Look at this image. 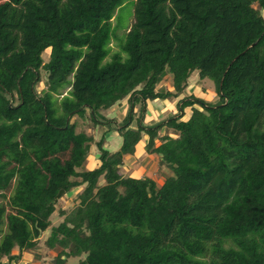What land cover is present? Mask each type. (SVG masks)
Here are the masks:
<instances>
[{
    "label": "trees",
    "instance_id": "1",
    "mask_svg": "<svg viewBox=\"0 0 264 264\" xmlns=\"http://www.w3.org/2000/svg\"><path fill=\"white\" fill-rule=\"evenodd\" d=\"M194 72L218 101L182 96ZM168 98L177 113L144 124L147 102ZM125 100L121 124L95 116ZM87 110L116 125L119 148L76 131ZM144 138L172 171L160 185L121 169ZM76 188L44 240L57 264H264V0L0 2V264L36 247L55 195Z\"/></svg>",
    "mask_w": 264,
    "mask_h": 264
},
{
    "label": "rangeland",
    "instance_id": "2",
    "mask_svg": "<svg viewBox=\"0 0 264 264\" xmlns=\"http://www.w3.org/2000/svg\"><path fill=\"white\" fill-rule=\"evenodd\" d=\"M5 0H0V2H3ZM133 2L131 1H127L125 3V5L120 8V20H121V24L127 25L130 24L133 21ZM115 22V20L113 21V23ZM43 57V61H47L49 59V55L47 52H44L42 54ZM40 75H41V81L37 84V91H40V89L45 87V80H46V73L44 70L40 71ZM192 76L195 77L196 79V86H199L202 90V92L198 93L199 97L201 99H203L204 101H208V102H216L218 101V95L215 92V86L214 83L212 82L211 79L209 78H204V79H199L197 72H194L192 74ZM171 73L166 71L164 73V75L161 77V82H159L157 84V89L159 90H163L164 88L167 87V83L169 82L171 84ZM164 81V82H163ZM188 89L190 90V92L192 91L193 87L191 86V84L188 86ZM188 93V92H187ZM207 94H213L214 95V100L212 101V95L207 96V99H211L210 100H206L205 96ZM189 95V94H188ZM124 109L126 110V112L124 113V116H127L128 114V103L127 106L124 107ZM188 110V109H187ZM116 110H114L115 112ZM113 112L112 115H114L115 113ZM148 112V111H146ZM188 111H186L187 113ZM99 113H104V111L101 112H97L95 114V116L97 118H99ZM139 104H136L134 107V111L132 113V127H134V123L136 122V118L139 116ZM89 111L87 110L85 112V118H80L78 116H73L71 119V122H75L76 123V131H81L83 130L84 132H86L88 135H96V129L95 126H93L91 124V121L89 120ZM186 115V114H185ZM185 117H182V119ZM124 119V118H123ZM123 119L118 123L121 124V122L123 121ZM113 129V131L116 129V125L113 124V126L111 127ZM163 132V129L160 130V133ZM171 135L176 137L177 133L175 131H170ZM114 137H111V139H108L109 141V145L105 144V147H110L108 148L109 150H114L111 149L113 146H117V148L119 147V143H121V137L118 135V133L114 132ZM99 135H97V138ZM118 136V137H117ZM113 139H115L116 142H114ZM111 140L114 142L112 144ZM145 142V141H144ZM158 142H156L157 144ZM115 144V145H114ZM116 148V149H117ZM90 154L93 156H95V158L97 157L98 154V150L96 148V146L94 144H91L90 146ZM149 153H147L146 149L143 148V150H140V152H138L135 156V154L133 155V157H129L127 159H125L123 161V164L121 165V169L123 171V173L125 175H134L135 177H140V176H150L153 177V179L157 182L158 185H160L164 178L166 176L172 175V171L167 168V167H160L159 164L157 163V159L155 158V154H153L152 156L148 155ZM151 157V158H150ZM93 158H91L90 160L93 162ZM150 158V159H149ZM87 161L83 164V169H89L91 168L93 165L91 164V161ZM101 183H103V181H101ZM81 188H76V189H72L70 192L63 194L61 198L58 199V203L56 205V211H54L51 216H50V221H51V225L44 231L41 233L40 237H39V242L37 244V246L33 249H31L30 251H26L23 252V256L20 260L13 262L12 264H57L56 260H55V256L57 254V250L55 249H48L45 247L44 244V240L46 239V237L48 236L51 227L56 226L60 220L62 219L59 215H58V208H63L66 211H69L74 205H76V203L78 202V199H75V195L78 191H80ZM6 200L0 198V202L5 203ZM13 253H17V249H13ZM66 260V258L64 259ZM79 258L78 257H69L66 261L65 264H76L78 262Z\"/></svg>",
    "mask_w": 264,
    "mask_h": 264
},
{
    "label": "crops",
    "instance_id": "3",
    "mask_svg": "<svg viewBox=\"0 0 264 264\" xmlns=\"http://www.w3.org/2000/svg\"><path fill=\"white\" fill-rule=\"evenodd\" d=\"M159 82H161V80L159 81ZM158 82V83H159ZM164 82V81H163ZM188 86L191 84V86L193 87V89H192V91L190 92V90L188 89V86H187V88H186V90H185V92L182 94V96L183 95H193V96H195V97H198V98H200L199 97V92L201 93L202 92V90H201V88L199 87V86H196V79H195V77L194 76H190V78H189V80H188ZM171 86V84L168 82L167 83V87L166 88H164V90H166L167 88H169ZM188 92V93H187ZM211 95H212V101L214 100V95L213 94H207L205 97V99L206 100H210L211 101V99H207L208 97L207 96H210L211 97ZM127 103H128V101L127 100H125V101H122L120 104H117V105H115V106H113L111 109H109V110H107V111H104V115L106 116L105 118H115L116 119V121L118 122H120L125 116H124V113L126 112V110L124 109V107L125 106H127ZM176 103H177V98H168V99H163V100H161V99H156V100H153V101H148L147 102V108H146V111H148V112H145L144 113V116H143V123L144 124H147V125H152V124H154V123H156V122H159V121H161L162 119H165V118H167V117H169V116H172V115H175L176 113H177V107H176ZM195 106H197V105H195ZM114 110H116L115 112H114ZM186 111H188L187 113H186ZM190 109H186L185 110V114H184V116L183 117H185V118H183V119H187L188 118V116H189V114H190ZM113 112L115 113L114 115H112L113 114ZM113 126V124H110V125H108V124H106V125H101V124H98L97 126H95V129L97 130L96 131V135H94L93 137L96 139L97 138V135H99L98 137H100L101 135H104L105 136V143H104V145L105 144H108L109 145V141H108V139H111V137H114V132L115 131H113V129L111 128ZM161 129H163V132L162 133H160V131H159V133H160V135H164V134H169V135H171V132H170V130H168L167 128H165V127H162ZM160 129V130H161ZM116 133V132H115ZM118 137V136H117ZM112 140L114 141V142H116L115 141V139H113L112 138ZM111 140V142H112V144L114 143L113 141ZM144 141H145V138L142 140V144L140 145V147L137 149V151L135 152V156H136V154L138 153V152H140V150H143V148H145V146H144ZM121 142V141H120ZM120 144L121 143H119V146H120ZM115 145V144H114ZM106 148H110V147H106ZM116 148H117V146H113L111 149H114V150H116ZM119 148V147H118ZM148 153V152H147ZM148 155H150V156H152L151 154H148ZM133 157V156H132ZM131 157V158H132ZM91 158H93V156L91 155V157H90V159ZM151 158V157H150ZM149 158V159H150ZM95 156H94V158H93V162L95 163ZM91 161V160H90ZM94 163H93V165H94ZM132 176H134V175H132Z\"/></svg>",
    "mask_w": 264,
    "mask_h": 264
},
{
    "label": "water",
    "instance_id": "4",
    "mask_svg": "<svg viewBox=\"0 0 264 264\" xmlns=\"http://www.w3.org/2000/svg\"><path fill=\"white\" fill-rule=\"evenodd\" d=\"M65 192L63 189L59 190V192L55 195V197L53 198V202H56L61 195H63ZM63 259H65V256L62 257Z\"/></svg>",
    "mask_w": 264,
    "mask_h": 264
}]
</instances>
